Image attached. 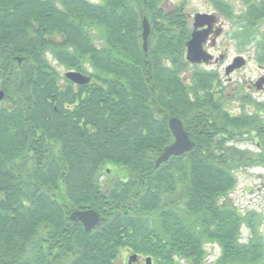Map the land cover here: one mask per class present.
Returning <instances> with one entry per match:
<instances>
[{
	"label": "trees",
	"instance_id": "trees-1",
	"mask_svg": "<svg viewBox=\"0 0 264 264\" xmlns=\"http://www.w3.org/2000/svg\"><path fill=\"white\" fill-rule=\"evenodd\" d=\"M208 1L248 41L261 34L264 65V0H240V14ZM187 21L170 0H0V264H264L263 214L230 198L241 170L264 168V105L228 109L212 71L185 59ZM171 117L195 146L156 167ZM77 209L100 214L91 232ZM207 244L220 249L210 263Z\"/></svg>",
	"mask_w": 264,
	"mask_h": 264
},
{
	"label": "rangeland",
	"instance_id": "rangeland-1",
	"mask_svg": "<svg viewBox=\"0 0 264 264\" xmlns=\"http://www.w3.org/2000/svg\"><path fill=\"white\" fill-rule=\"evenodd\" d=\"M94 2H100L101 0H92ZM176 3L184 2L186 11L189 13L192 17L197 13H203L208 11H213V6L208 0H174ZM233 7L236 10V13L239 14L242 13L243 4L240 0H228ZM169 5H167L168 7ZM216 14L220 17V20H222V26H223V34L219 38L218 41V47L215 48L216 55L224 54V60L217 64L216 66L212 68H216L219 70L221 76L223 78L226 77L224 75V68L226 67L227 63L232 60V58H235L237 55H244L245 58L248 61V64L244 66L243 68L239 69L236 73L232 75V85L224 84L227 92L233 91L234 85H246L247 83H250L251 81L255 80L259 74L264 73V68H262L261 65L256 61V53H257V42L261 39V34L256 38L254 37L253 40L248 41L249 37L244 38L243 35L239 34V31L237 32L238 28V22L239 20H236L234 18L227 19L221 15H219L217 12ZM192 25H189V29L191 30ZM261 33H264V25L261 28ZM208 69L211 67L208 66ZM66 71L64 68H62V72ZM226 82V81H225ZM241 85L239 88L240 94H250L249 91L244 90L243 88L245 86ZM253 97H257L259 102H261L264 105V93L263 92H253ZM236 99V98H234ZM229 105L231 107H229ZM228 109L231 108L232 111L235 112H256L258 111L257 107L253 104H249L247 101L244 100H232L229 102ZM264 114V112H262ZM238 146L241 148H246L250 150H255V146L250 143H238ZM230 198L233 200V202L240 207L245 213H247L250 210H257L258 212H261L264 217V168L263 167H256V168H250L247 170H241L238 174V185L236 189L231 193ZM262 232L264 233V221L262 225ZM244 240L248 237V231L247 229H244ZM214 245L207 244L208 249H214ZM215 255H211V257L208 258V263L212 262V260L216 259L219 256L220 249L218 246L215 247ZM128 262V256L124 259V264H127Z\"/></svg>",
	"mask_w": 264,
	"mask_h": 264
},
{
	"label": "water",
	"instance_id": "water-1",
	"mask_svg": "<svg viewBox=\"0 0 264 264\" xmlns=\"http://www.w3.org/2000/svg\"><path fill=\"white\" fill-rule=\"evenodd\" d=\"M216 15L208 13H197L194 17V31L192 33L191 39L187 43L186 59L193 64L208 63L212 58L204 49V42H206L209 37L210 29L212 23L216 22ZM208 25V28H203L199 30V27H204ZM151 28L147 18L143 20V40L144 49H148V39L150 36ZM21 71L24 73V84L22 93L26 98L30 97L29 84L33 79V71L29 64L23 63L24 58H16ZM246 64V60L243 56H237L234 59L232 65L227 69V73L232 72L237 68H241ZM65 76L76 84H86L90 81V77L83 73L77 71H69L65 73ZM5 97L4 91L0 90V101ZM169 127L174 135V141L171 145L167 146L163 153L156 160V167H159L162 163L167 162L171 156H181L186 152L191 151L195 143L190 137L189 132L186 130L184 122L178 117H171L169 119ZM71 218L73 220H78L83 223L86 232H91L100 222V214L93 209L84 210H74L71 213ZM138 255L133 254L129 258V264L137 261ZM146 264H153L152 257H147L145 259Z\"/></svg>",
	"mask_w": 264,
	"mask_h": 264
},
{
	"label": "flooded vegetation",
	"instance_id": "flooded-vegetation-1",
	"mask_svg": "<svg viewBox=\"0 0 264 264\" xmlns=\"http://www.w3.org/2000/svg\"><path fill=\"white\" fill-rule=\"evenodd\" d=\"M205 13H212V11L210 10V11L205 12ZM187 15H188V21L187 22L189 25H192L191 31H190V38H191V35L194 31V18L189 13ZM208 27H209L208 25H205L204 27H199L198 29L201 30L203 28H208ZM222 34H223L222 20H220V18L218 17L216 19V22L212 23V27L210 29L209 37L207 38L206 42H204V49L209 54L212 55V58L209 60L208 63H202V64H191L190 63L191 67L197 66L199 68L205 69L206 71H210V72L212 71L211 73L218 80V87L216 88V92H217L216 95H218V97H220L221 94L226 95L227 105H229V102H231L232 100H239V101L244 100L245 101V99H244L245 96L251 97V99L259 102L257 97H253V95H254L253 92H258V93L263 92L264 93V73L259 74L255 80L251 81L250 83H247L246 85H243V84L234 85L233 91L227 92L226 88H225L226 85L224 86V84L226 83V84L232 85V83H233L232 75L234 73H236L241 68H237L230 73H227V69L229 68L230 65L233 64L234 59L239 55H237L235 58H232V60H230L227 63L226 67L224 68V75L226 77V80H225V78H223L221 76L218 69L212 68V67L216 66L217 64H219L220 62H222L224 60V57H225L224 54L216 55V50H215V48L218 47V41H219V38L222 36ZM245 60H246V65H247L248 61L246 58H245ZM208 66H210L211 68L208 69L207 68ZM261 67L264 68V66H261ZM241 85L245 86L243 89L249 91L250 94H245V93H243V95L240 94L239 88L241 87ZM234 98H236V99H234ZM229 107H231V106L229 105ZM135 264H145V260L142 258L138 259L137 263H135Z\"/></svg>",
	"mask_w": 264,
	"mask_h": 264
}]
</instances>
